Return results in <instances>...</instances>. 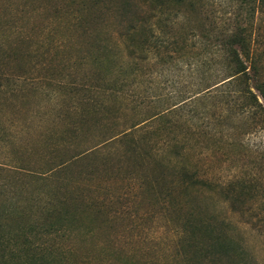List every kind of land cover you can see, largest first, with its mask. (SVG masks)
Returning a JSON list of instances; mask_svg holds the SVG:
<instances>
[{
  "label": "rangeland",
  "instance_id": "374dc122",
  "mask_svg": "<svg viewBox=\"0 0 264 264\" xmlns=\"http://www.w3.org/2000/svg\"><path fill=\"white\" fill-rule=\"evenodd\" d=\"M112 1L100 0L91 11H107ZM83 2L0 0V40L4 41L0 47V207L6 204L12 210L2 219L5 228L14 231L44 219L50 199L60 211L69 212L61 236L62 244L72 247L67 262L191 264L184 259L172 261L171 256L184 250L195 257L189 245L175 243L177 227L192 212L233 242L231 256L212 255V264H264V123L249 117L256 108L244 109L248 98L236 91L235 84L204 89L209 80L227 75L226 47L236 32H241L243 45L250 49L251 57L241 54L242 58L247 64L253 59L256 76L264 81V0H163L161 19L155 25L159 39L166 43L161 52L153 45L158 40L150 38L148 57L136 63L124 46L115 47L113 52L118 50L120 56L110 58L108 69L116 64L127 71L112 76L94 60L95 54L105 52L104 33L98 35L100 42L93 39L100 28L91 26L93 38L85 39L82 25L64 27L69 20L62 14H85ZM118 23L116 18L113 26L119 27ZM18 36L25 40L13 49L9 42L18 41ZM63 38L66 42L59 46ZM87 84L123 85L111 96L108 90L86 91ZM251 89L263 103L258 91ZM87 97L102 100L105 108L100 112L106 116L121 107L119 119L134 107L146 113L184 100L178 106L182 109L163 122L166 128L153 136L158 140L154 148L164 147L163 154L171 157L183 154L185 166L196 167L199 176L239 177L245 187L235 189L249 197L247 204L241 210V205L231 207L220 193L185 191L177 184L174 191L189 200L182 208L166 209L160 192L171 181H181L182 174L161 166L166 159L160 157L151 160L146 171L158 177L164 174L167 182L152 190L143 183L139 192L130 180L139 172L128 157L85 154L55 176L38 174L46 170V161L61 142L69 144L56 152L57 157L68 158L98 141L100 128H94V121L86 134L75 137L76 113L85 112ZM122 97H128L130 104H121ZM68 233L71 239L66 238Z\"/></svg>",
  "mask_w": 264,
  "mask_h": 264
},
{
  "label": "trees",
  "instance_id": "16d2710c",
  "mask_svg": "<svg viewBox=\"0 0 264 264\" xmlns=\"http://www.w3.org/2000/svg\"><path fill=\"white\" fill-rule=\"evenodd\" d=\"M83 1L84 4L82 8L87 12L83 15L81 13H63L62 15H66L69 20L68 23L65 22L64 27L76 29L75 26L82 25V34L85 39L93 38V32L92 29H90L91 26L100 28L97 30V34L93 39L95 42H100L98 35L104 33L105 38L103 39L105 41L103 42L102 48L105 52L95 54L94 60L99 63L102 71L106 70L110 76L115 72L126 74L125 71H127L124 67H117L116 64L114 68L108 69L111 62L110 58H117L120 56L118 50L113 52L115 47H121L120 45L124 46L123 48L128 52V56H132L137 63L148 57L150 38L158 40L159 43L156 41L153 42L158 53L161 52V47L166 44L164 39H159V32L155 30L156 23L161 19V4L163 0H113L110 6L107 7L110 12H107L109 10L91 11L92 8L99 6L100 0ZM86 2L87 4L85 5ZM148 9L152 12H148ZM116 18H118L119 27H117V25L113 26V21L115 22ZM84 24H87V26L85 27ZM60 25L61 23H59V27ZM45 28L47 27H43L44 30ZM48 33H50V30H48L45 35ZM231 37H233L234 40L226 47L229 60L227 65L229 71L226 73L227 75L220 79L215 78L209 80V83H207L208 85L204 89L216 88L215 90H219L225 85L234 86L235 84L237 87L236 91L239 92L242 97L248 98V102H245L244 109L247 110L250 106L256 108V111L251 112L249 117L252 118V121L254 120L257 123L260 122L263 124L264 81L257 78L256 64L253 59L251 58V63L247 64L241 56L242 54L243 57L247 59L251 57L249 46L243 45L241 32H236L231 35ZM17 38L18 41L14 39V41L9 42L10 46H13V49H17L19 42L25 40L24 37L18 36ZM136 40H141L142 42L138 43ZM64 41L66 42V39H61L58 45L63 46ZM3 42L4 41L0 40V47L3 45ZM235 45L238 47H234ZM109 78H111L110 80L112 82L118 80V78L114 77ZM107 80H109L108 78L105 81L109 82ZM250 80L251 86L249 83ZM122 82H124V80ZM122 85L123 84L105 87V89L98 85L87 84L84 88H86V91L98 89L108 90L112 96L117 95L120 90H122L120 89ZM251 87L258 91L263 103L259 101L258 95L252 91ZM84 100L87 108L84 113H76L79 122L73 126L76 131L75 137L79 138L82 134H86L84 132L85 129L88 127L90 128V122L94 121V128H100L98 141L86 149V151L78 154L76 153L68 158H63L62 156L57 157L56 152L62 151L63 149H61V147L64 144H69L65 141L64 143L61 142L55 146L53 149L55 153L46 161V170L44 172L37 171L38 174H50L48 176H55L59 174L60 171H66L73 160L85 154L102 153L104 156H111L113 158L128 157L134 159V166L136 171L139 172L130 177V180L132 179L135 183L134 190L139 192L142 190L143 183L146 185L147 190H152L157 188L160 182L163 184L167 182V178L164 174L158 177L146 171L147 167L149 168L150 161L160 157L161 159H166L161 166L169 168L174 174L180 171V174H182V180H178V183L175 180L171 181V185H169V188H166L165 191L160 189L162 191L160 192L157 189L160 193L164 192L161 200L165 204L166 209L168 206L172 207L174 205H179L182 208L189 200L185 197V194L183 196L177 195L174 191L177 184L180 185L179 188L185 191L191 188L199 193L206 190L209 195L214 192L220 193L223 200L231 205V207L234 205H241V210L243 206L247 204V198L249 197L244 196V191L242 189H235L237 185L245 187V182L239 179V177L221 180L206 175L199 176L196 167L192 169L191 167L185 166V156L183 154L171 157L165 152L163 154L164 147L154 148L158 140L152 139L153 136L158 130L166 128L163 122L182 109V107L180 108L178 106H180L184 100L174 103L172 106L164 109H148L146 113H142L134 107L131 113L127 115L124 114L122 119H119L121 107H117L116 113L114 112L112 116H106L100 112L103 107L105 108L102 100L92 99L91 97H87ZM130 102L131 100L128 99V97H122L120 101L121 104L124 103L127 105H129ZM74 109L77 110V108ZM256 115H258V117H256ZM136 194V196H139L138 193ZM183 197H185L184 200ZM53 201L54 200L50 199L46 201L44 212L47 215L44 219L36 220L27 227L21 226L14 231L6 229L5 226L7 223H3L2 220L4 219L3 217L12 212L11 206H6L5 204V206L3 205L4 208L0 207V264H73V262H67V255L71 252L72 247L63 245L61 241L63 240L61 236L65 232L66 220L69 212L67 209L60 211L57 207V203ZM60 202L61 204H66V201H61V199ZM55 215L56 217L58 215L57 219L52 220ZM176 230L178 235L175 243L179 245L186 243L189 245L195 257L190 258L186 251L177 250V252L171 256L172 261L184 259L186 262L192 261L191 264H212L214 261L211 259L212 255H219V257L227 256L229 258L234 251L233 242L225 237V233L221 230L217 231L214 225L205 219H196L192 215V212L184 218L182 224L179 225ZM204 233L208 237L206 236V238H203ZM88 237H91V235L86 238ZM20 238H24L25 240H17ZM66 238L71 239L72 235L68 233ZM86 240L87 239H85V241Z\"/></svg>",
  "mask_w": 264,
  "mask_h": 264
}]
</instances>
